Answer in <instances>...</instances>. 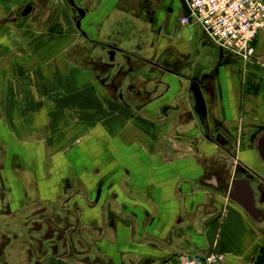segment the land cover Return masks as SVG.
<instances>
[{
	"label": "crops",
	"instance_id": "crops-1",
	"mask_svg": "<svg viewBox=\"0 0 264 264\" xmlns=\"http://www.w3.org/2000/svg\"><path fill=\"white\" fill-rule=\"evenodd\" d=\"M30 1L35 2L31 15L16 19V12L22 10ZM82 1L80 0L83 4ZM88 2L89 0H84V5ZM88 4L91 16H86L84 25L91 35L92 29L88 27L93 22L101 24L104 29L108 26L109 32L113 25L112 19H116L119 14L125 15V23L128 21L127 18H130L133 24L138 20L133 0H90ZM53 5V0H0V130L12 143L13 152L21 156L29 167L26 172L29 170L33 173L31 178L28 177L29 174H25L23 182H19L18 186L7 185V189L19 188V192H7L8 199L14 203V209L18 207L16 202L29 198L39 204L46 205V202L48 205L59 204L61 208H58V211L66 212L64 217L59 214L51 216L50 234L54 235V239L58 237V240L61 236L56 235L62 233L65 240L63 253L55 244L50 247L47 264H163L182 255H202L201 250L205 246L224 253L225 264H254L259 249L264 245V224L258 225L241 208L230 202L227 196L224 197L217 192L220 189L226 188L227 191L230 189L235 172L231 161L227 162L226 170L221 165L211 166L213 171L216 169L217 177L210 176L204 179L201 178L203 169L193 161L182 159L161 161L158 154L154 155L155 160L152 161L126 160L125 157L117 159L118 153L123 154L121 151L124 150L106 143L103 139L113 130L111 127L104 129L96 124L91 129L81 127L78 129L70 128L73 124L67 123L69 127L63 129L67 117L65 118L66 112L59 107L63 104L59 97L62 89L67 92L78 90L79 96H84L91 106L118 104L92 75L96 72L94 69L96 63L99 62L98 54L93 53L90 42L78 35L75 25L73 32H69L70 30L64 32L63 36L66 37L62 40L61 48H31V51H26L22 47L16 48L18 40L23 41L24 38L16 36L17 27L28 25L27 29L30 30L32 39L38 40V37L40 39L39 26L45 17L53 13ZM69 9L68 13L71 15ZM180 13L182 20L185 15L181 6ZM57 19L59 21V17ZM181 20L180 23L184 27L176 36L187 38L191 34L192 46L201 47L204 35L202 30L194 24L184 25ZM138 21L140 25L144 23ZM55 23L53 19L50 26L53 34L58 29ZM204 37L207 40L205 35ZM29 51L32 56L64 59L63 64H59L58 70L55 71L58 72L55 81L51 77L53 73L51 61L46 59L39 62L42 65H36L40 72L45 71L51 77L48 82L50 88L48 84L47 89L52 91L46 95L48 97H43L45 96L43 92L40 96L38 92L34 94L37 87L45 84L38 76H26L17 84L23 92L21 112L24 105H28L27 113L23 116L19 115L18 108H15L14 112L10 111L12 97L8 96L7 89L12 86L7 83L10 82L7 74L9 71L18 73L21 67H25L26 60L8 59L7 56L11 52L13 54L10 57L27 58ZM248 64H250L248 74L244 76L247 87L244 90L248 92L250 84L257 94L252 93L253 95L248 96L247 93L246 100H241L242 89L235 84L232 66L226 64L213 87L211 112L213 118L223 125L226 132L237 138L238 161L242 166H246L250 174L260 175L264 164L258 160L257 145L253 148L251 141L254 140L258 144L264 135V33L258 35ZM31 72L34 70L31 69ZM45 98L48 101L40 106V100ZM50 111L58 113L53 115ZM257 123L259 127L254 126L258 125ZM65 132H70L68 137H92V140H89L92 143L91 147H101L89 151L85 149L88 141H84L85 144L73 146L79 149L77 153L114 154L116 159H108L105 163L92 162L89 166L91 169H98L100 175L114 171V175H111L113 177L100 179L97 175L89 181L75 179L74 163L79 164L80 160L71 158L65 164V172H61V169L55 170L56 165L49 166L48 172H44L40 166L31 162V154L36 150L65 151L66 149L55 148L57 144L52 145L53 142L49 138L65 136ZM157 156L159 159H156ZM86 167L88 170V166ZM97 188H101V193L95 204ZM256 208L264 211V203L256 205ZM89 232L95 234L93 238ZM178 237L181 242L187 240L189 245L178 249L176 247ZM218 238L219 242L216 241ZM87 241L91 242V245ZM256 241L263 242L257 246L258 243L256 245L254 243ZM84 250L85 253H82ZM90 250L93 253L89 252Z\"/></svg>",
	"mask_w": 264,
	"mask_h": 264
},
{
	"label": "flooded vegetation",
	"instance_id": "flooded-vegetation-1",
	"mask_svg": "<svg viewBox=\"0 0 264 264\" xmlns=\"http://www.w3.org/2000/svg\"><path fill=\"white\" fill-rule=\"evenodd\" d=\"M74 2L78 8L85 11L84 17L80 19L78 13L68 5L77 16L75 28L76 22H80V30L76 29V32L83 40L90 42L93 53L98 54L99 62L96 63V72L92 75L97 78L104 91L130 113L132 120H145L155 127L160 126L162 145L168 146V142L172 143L165 154L160 155V160L193 161L203 169L201 178L204 179L217 177L216 169L213 171L211 166L221 165L226 170L227 162L231 161L236 165L234 178L248 177L254 192L255 205H262L264 176L261 174L264 169L257 175L250 174L246 167L242 166L236 156L239 148L237 138L227 133L211 112L210 101L215 81L226 64L229 65L237 59L215 48L204 35L199 48L192 46L193 35L190 34L187 38L176 36L184 27L180 23L178 0H133L138 14L136 17L143 21V24L140 25L138 20L133 24L130 18H127L129 22L125 23V15L119 14L116 19H112L113 25L109 32L108 26L104 29L101 24L93 22L88 27L92 29L93 35L84 25L86 16H91L88 4L90 0L86 5L84 0L83 4L77 3L76 0ZM27 6L31 8L28 14L31 15L35 2L30 1L22 10H18L16 19L28 16H23ZM86 59L88 60V57ZM89 59L92 61V58ZM103 63L105 65H102ZM196 86L202 92L206 106V115L203 118H200L201 113L194 99ZM251 143L253 148L257 145L254 140ZM115 146L124 150L121 151L123 157L129 159L126 153L130 148L123 149L120 144ZM118 149L117 151H120ZM212 150L221 153L222 160L216 157ZM43 153L36 150L31 154V162L44 167ZM114 157V154H83L79 164L74 163L75 179L89 181L97 175L100 179L113 177L111 175H114V171L100 175L98 169H91L89 166L92 162L105 163L108 159H116ZM134 158L132 160H135ZM257 158L261 162L258 155ZM117 159L121 160L119 154ZM27 168L29 169L21 156L13 152L12 143L0 130V264H47L50 247L54 244L63 253L65 237L61 233L56 235L61 236L57 240L58 237L54 239V235L50 234L51 216H66L65 210L58 211V208H61L59 204L48 205L46 202L44 205L28 198L16 202L18 207L14 209V203L8 199L7 192H19L18 187H14L15 190L7 189L8 184L18 186L19 182H23L25 174H29V178L33 177L32 172H26ZM223 182L226 184V180ZM217 192L228 198L229 191L226 188ZM100 193L101 188H97L95 204ZM263 224L264 222L258 223ZM89 235L93 238L95 234L89 232ZM177 239L178 249L189 245L187 240L181 242L179 237ZM89 252L93 253L91 250ZM82 253H85V250Z\"/></svg>",
	"mask_w": 264,
	"mask_h": 264
},
{
	"label": "rangeland",
	"instance_id": "rangeland-1",
	"mask_svg": "<svg viewBox=\"0 0 264 264\" xmlns=\"http://www.w3.org/2000/svg\"><path fill=\"white\" fill-rule=\"evenodd\" d=\"M77 3H80V0H76ZM83 2V1H82ZM54 3V11L53 13H51V16L49 17H45L44 21L42 22V24L39 26V30L41 33L40 35V39L38 37V40H34L31 37V34L28 31V25L22 27L19 26L16 29V36L19 37H24L23 41L18 40V45L16 48L22 47L23 49H26V51L30 50L31 48H61L63 45L62 40L66 37L63 36L64 32H66V30H70L69 32H73V25L74 22L77 18L75 12L71 9H69V6L67 4L66 0H53ZM70 10L71 15L68 13V9ZM53 14V15H52ZM59 17V21L58 18ZM54 19V21L56 22V33L53 34L51 33L52 28L50 29L52 20ZM182 21V20H181ZM25 31V32H23ZM44 31V32H42ZM23 32V34H22ZM13 33V32H12ZM48 33V34H46ZM68 35V34H67ZM63 36V37H62ZM68 37V36H67ZM72 38V35L70 36ZM68 37V38H70ZM46 38H49L48 40H46ZM31 51V50H30ZM28 52V57H15V56H11L13 53H8L7 58L8 59H21V60H26L24 63L25 67H21L20 71L18 73H15L14 71H12V73H9L11 71L8 72V76L7 79L10 80V82H7L9 86H12L10 88L7 89V94L8 96L12 97L10 100V111L14 112L15 108H18V112L19 115H26L27 113V106L28 105H24L23 110L21 112V98L23 95L22 89L17 87V84H20V80H22V78L24 79L26 76H31L34 75V77L38 76L40 77L41 80H44L45 84H41L39 87H37V89L35 90L36 94L38 92L39 96L40 94H42V92L44 93L45 96L43 97H48L46 95L50 94V92L52 91V89H47V85L49 84L48 82H50L51 77H53L54 81L56 79V76L58 77V72H55L58 70V65L59 64H63V57H54V58H44V57H37V56H32L31 52ZM33 51V50H32ZM49 60L51 61V66H52V75L50 77L49 73L44 72H40L38 70V67H36V65H42L39 62H42L44 60ZM67 59V58H65ZM237 59L236 61H232L230 62L229 66H232V70H233V75L235 76V84L238 88H241V92H240V99L246 100L245 94L248 93V96H251L253 94H257L256 90L254 89L253 85H248V92H246L247 90H244V88H246L247 86H245V79L244 76L248 74V67L250 66V64H248L249 60H239ZM10 61V60H9ZM241 62V64H240ZM30 63V65L28 64ZM33 63V65H32ZM240 64V65H239ZM31 66L33 68H31ZM240 66V67H239ZM31 69L34 70V72H31ZM23 70V71H21ZM37 70V71H36ZM10 76V78H9ZM240 77H242L240 79ZM16 86V87H15ZM242 86V87H239ZM35 87V88H36ZM49 88H50V84H49ZM57 91H59V89H56ZM26 92V90H24ZM61 95L60 97V102L63 103L61 104V106H59L61 108V110L65 111V118L67 117V121H66V125L64 126L63 129H66L69 127L68 124H73L72 126H70V128H74L77 127L78 129L81 127L83 129L88 128L91 129L92 127H95V125L97 124L99 127L102 128H112V131H109L108 135H105V137L103 138L105 140L106 143H110L111 145H117L120 144L121 146H123L125 148H130V150H128L129 152L126 153V155H129V159L126 160H132L133 157H135V160H141V159H146L152 161L155 160L154 155H163L165 154V152L167 151V149L169 148V145L172 146L169 142H168V146H163L161 140L163 139L162 137V131L160 126L159 127H155L153 126L151 123L145 121V120H132L130 118V113L124 109L123 107L119 106V105H110L108 106L107 103L103 104L102 106H91L85 99L84 96H79V92L78 90H71V91H63V89L61 90ZM253 93V94H252ZM216 94V92H215ZM84 95V94H83ZM26 96V95H25ZM25 99V98H24ZM50 100V98H49ZM89 100V99H88ZM48 100L45 99H41L40 100V106L41 104H43L44 102H47ZM30 102V101H29ZM16 105V107H15ZM30 106V104H29ZM56 109V108H55ZM58 112H52L50 111V114H55ZM76 113V114H75ZM78 113V114H77ZM49 114V115H50ZM112 119V120H111ZM80 120V121H78ZM68 123V124H67ZM80 123V124H79ZM256 123V122H255ZM259 123H262V121H259ZM78 124V125H76ZM258 124V123H257ZM255 127L258 125H254ZM238 127V124H237ZM69 128V129H70ZM238 130V129H237ZM60 132V131H59ZM53 132H51L52 134ZM70 132H65V136H51L49 137L50 140L53 142L52 145H56L57 146L55 148L58 149H66L65 151L62 152H44L43 156H44V167H41V171L44 172H48V167H53L54 165H56L55 170H60L61 172H65V164L67 162L68 159H76L79 160L82 158L83 154L82 153H77L76 151L79 149H75L73 148V146L75 145H80V144H85V142H90L89 140H92V137H86V138H79V137H68V134ZM43 139V137H41ZM45 138V137H44ZM81 139V141H80ZM55 141V142H54ZM70 141V143H69ZM80 141V142H79ZM85 141V142H84ZM251 141V140H250ZM86 143L87 148L89 151H95L98 150L101 147H91V142L90 143ZM70 146H69V145ZM90 144V145H89ZM98 145V144H97ZM54 148V147H53ZM81 150H84L83 148H81ZM163 150L165 152H163ZM127 151V150H126ZM132 151V152H130ZM213 153H215L216 157H220V160H222L220 155L221 153H217L216 150H212ZM87 154H91V153H86ZM120 155V157H123L124 155L121 153H118ZM156 159H159V157L157 156ZM232 164V168L235 167V163H231ZM226 208V207H225ZM219 238L218 241L219 242ZM264 241V239H263ZM263 241H256L254 242L255 245L257 244V246L262 243ZM254 245V244H253ZM201 251H203L202 255H219L222 256L225 260V254L222 252L217 251L216 249H209L208 247H204V249H202Z\"/></svg>",
	"mask_w": 264,
	"mask_h": 264
},
{
	"label": "built area",
	"instance_id": "built-area-1",
	"mask_svg": "<svg viewBox=\"0 0 264 264\" xmlns=\"http://www.w3.org/2000/svg\"><path fill=\"white\" fill-rule=\"evenodd\" d=\"M190 14L182 24L198 26L215 48L239 60L252 58L253 45L264 33L263 0H184ZM182 255L163 264H225L219 255Z\"/></svg>",
	"mask_w": 264,
	"mask_h": 264
},
{
	"label": "water",
	"instance_id": "water-1",
	"mask_svg": "<svg viewBox=\"0 0 264 264\" xmlns=\"http://www.w3.org/2000/svg\"><path fill=\"white\" fill-rule=\"evenodd\" d=\"M66 1L68 5L78 13L80 19L84 17L85 11L81 8H78L74 0H66ZM178 2L181 6L182 11L184 12V15L188 16L190 14V11L185 1L178 0ZM30 11L31 8L27 6L26 10L23 13V16L28 15ZM76 29L80 30L79 21L76 22ZM193 94L196 105H198L199 113H201L200 118H203V116L206 115V106L202 92L196 86ZM257 154L261 162L264 164V135L258 141ZM261 176H264V173H262ZM228 200L233 204H235L236 206H238L239 208H241V210H243L248 215V217L251 218L254 222L259 224L264 222V211L256 208L254 192L251 186V181L249 180L248 177L232 179L230 183V189L228 192ZM199 257H201V259L203 260V257L201 255H199ZM254 264H264V245L259 249Z\"/></svg>",
	"mask_w": 264,
	"mask_h": 264
}]
</instances>
